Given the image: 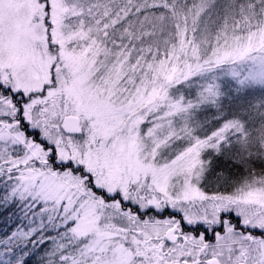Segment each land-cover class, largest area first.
<instances>
[{
  "label": "snow or ice",
  "instance_id": "snow-or-ice-1",
  "mask_svg": "<svg viewBox=\"0 0 264 264\" xmlns=\"http://www.w3.org/2000/svg\"><path fill=\"white\" fill-rule=\"evenodd\" d=\"M0 185V264H264V0H0Z\"/></svg>",
  "mask_w": 264,
  "mask_h": 264
},
{
  "label": "trees",
  "instance_id": "trees-1",
  "mask_svg": "<svg viewBox=\"0 0 264 264\" xmlns=\"http://www.w3.org/2000/svg\"><path fill=\"white\" fill-rule=\"evenodd\" d=\"M0 190H2V185H0ZM27 224L28 220L24 219L19 211H15V214H10L9 211L0 208V239H4L6 235H10L18 226L24 227ZM29 247H31V245H29ZM42 254L43 248H41L35 256L27 258L28 264H36V261Z\"/></svg>",
  "mask_w": 264,
  "mask_h": 264
},
{
  "label": "rangeland",
  "instance_id": "rangeland-1",
  "mask_svg": "<svg viewBox=\"0 0 264 264\" xmlns=\"http://www.w3.org/2000/svg\"><path fill=\"white\" fill-rule=\"evenodd\" d=\"M166 215V214H165Z\"/></svg>",
  "mask_w": 264,
  "mask_h": 264
}]
</instances>
